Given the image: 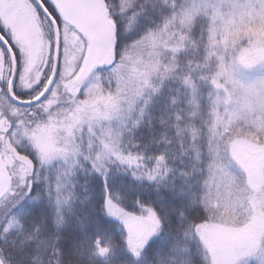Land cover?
<instances>
[{
    "label": "snow or ice",
    "instance_id": "snow-or-ice-1",
    "mask_svg": "<svg viewBox=\"0 0 264 264\" xmlns=\"http://www.w3.org/2000/svg\"><path fill=\"white\" fill-rule=\"evenodd\" d=\"M0 264H264V0H0Z\"/></svg>",
    "mask_w": 264,
    "mask_h": 264
}]
</instances>
